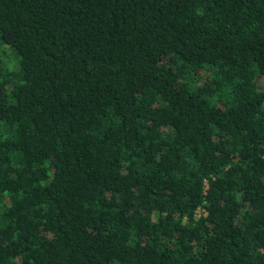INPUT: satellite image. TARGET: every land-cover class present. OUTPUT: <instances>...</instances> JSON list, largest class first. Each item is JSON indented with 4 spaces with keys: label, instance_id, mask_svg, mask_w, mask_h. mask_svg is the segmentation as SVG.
Instances as JSON below:
<instances>
[{
    "label": "trees",
    "instance_id": "obj_1",
    "mask_svg": "<svg viewBox=\"0 0 264 264\" xmlns=\"http://www.w3.org/2000/svg\"><path fill=\"white\" fill-rule=\"evenodd\" d=\"M0 264H264V0H0Z\"/></svg>",
    "mask_w": 264,
    "mask_h": 264
}]
</instances>
